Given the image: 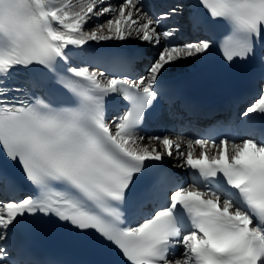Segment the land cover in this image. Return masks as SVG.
Instances as JSON below:
<instances>
[{"label":"snow or ice","instance_id":"1","mask_svg":"<svg viewBox=\"0 0 264 264\" xmlns=\"http://www.w3.org/2000/svg\"><path fill=\"white\" fill-rule=\"evenodd\" d=\"M149 7L0 0V152L35 192L0 202V264H38L16 235L44 218L114 247L126 264H264V90L243 112L240 143L153 135L146 144L140 135L178 62L203 59L215 45L227 64L259 61L264 70V0H187L156 14ZM185 9L193 27L226 31L216 41L176 43L179 29L164 22ZM109 41L121 42L108 45L118 51L91 50L90 42ZM143 43L156 50L143 74L93 67L102 58L131 67ZM20 70L49 92L10 84ZM106 101L119 111L111 119ZM167 158L183 159L175 166L191 170V183L168 172ZM20 190L0 168V195Z\"/></svg>","mask_w":264,"mask_h":264},{"label":"bare ground","instance_id":"2","mask_svg":"<svg viewBox=\"0 0 264 264\" xmlns=\"http://www.w3.org/2000/svg\"><path fill=\"white\" fill-rule=\"evenodd\" d=\"M152 1H155L154 5L152 4ZM76 2H77V0H73V3H76ZM111 2L115 3V4H119L122 2V0H111ZM148 2L150 3V7H149V9H146V10H148L151 14H153L154 11H156L158 13L167 11L173 5L185 3V2H187V0H148ZM101 19H104V17H101ZM190 21H191V19L189 16V10L185 9L184 13L182 15H177L174 18H172L168 21H165L164 23H166L167 26L176 27L179 29L178 36L175 39L176 43L197 42L199 40L206 39L204 37H201L199 33L192 31L191 26H190ZM90 25L91 24L86 26V30ZM114 43L118 44L121 42L109 41V42H101L100 44H97L96 42H90V45L95 46V47H101V48H105V49L118 51V49L108 47V45H112ZM133 43H139V42L133 41ZM141 50L143 53L145 52L146 54H149V52H152L154 57L156 56V50L151 45H149L147 43L141 44ZM210 50H212V49H210ZM202 61H203V59H201L200 57H196V58H193V62H189L188 60L178 62L176 65L172 66V69L169 72L166 79L175 78L181 74L191 72L193 69L198 67ZM148 63H150V62H146L145 64L142 65L143 73H144V68ZM140 135H143L145 137L144 143L147 144L148 143L147 138L149 136L144 135L141 132H140ZM171 138L174 140H179V139L187 140L189 137L186 138V136L179 134V135H175ZM153 144L157 148L162 147L158 142H153ZM181 150L186 151V146L182 145ZM199 153H200L199 147L194 146V155L195 154L199 155ZM172 160H173L174 165H177L178 163H183L182 158L179 161H177L175 159H172ZM0 202H2V201L0 200Z\"/></svg>","mask_w":264,"mask_h":264},{"label":"rangeland","instance_id":"3","mask_svg":"<svg viewBox=\"0 0 264 264\" xmlns=\"http://www.w3.org/2000/svg\"><path fill=\"white\" fill-rule=\"evenodd\" d=\"M92 27V25H90L88 28H91Z\"/></svg>","mask_w":264,"mask_h":264}]
</instances>
